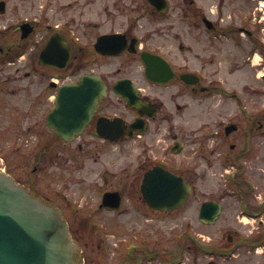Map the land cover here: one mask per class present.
Wrapping results in <instances>:
<instances>
[{"label": "flooded vegetation", "instance_id": "obj_1", "mask_svg": "<svg viewBox=\"0 0 264 264\" xmlns=\"http://www.w3.org/2000/svg\"><path fill=\"white\" fill-rule=\"evenodd\" d=\"M156 1L163 4L19 0L10 7V0H0V135L9 130L10 97L19 91L23 96L12 106L19 109L23 129L36 133L45 127L37 139L31 140L33 134L26 139L39 150L30 175L18 180L8 172L61 209L81 245L83 264H182L183 252L196 262L208 257L207 264H264V80L253 76L229 88L199 70H186L184 56L169 57L175 50L184 53L187 19L206 31L207 18L211 42L224 37L230 45L231 67L264 70V14L255 6L256 20L250 0L240 1L242 17H232L240 3L231 2L226 18L221 8L210 16L193 0L188 5L187 0ZM101 36L107 39L98 43ZM116 50L118 55L101 53ZM65 51L69 59L60 68ZM146 54L165 60L148 62L156 80L146 74ZM187 73L194 78L186 79ZM82 77L103 82L105 95L81 135L66 142L50 129L47 117L57 86ZM40 134L52 138L44 143ZM191 144L193 152L187 150ZM60 145L71 153L65 164L83 175L81 204L72 201L78 176L55 188L61 183L47 172V164L64 157L55 151ZM155 166L193 185L179 209L147 203L141 184ZM203 205L209 211L202 215ZM189 208L195 210L194 229L205 233L180 235L172 251L168 218Z\"/></svg>", "mask_w": 264, "mask_h": 264}, {"label": "water", "instance_id": "obj_2", "mask_svg": "<svg viewBox=\"0 0 264 264\" xmlns=\"http://www.w3.org/2000/svg\"><path fill=\"white\" fill-rule=\"evenodd\" d=\"M104 39L107 37L102 36L99 41ZM68 57L66 51L61 55L64 64ZM152 58L155 57H143L147 65ZM185 78L192 77L186 74ZM94 81L81 78L58 89L56 105L47 120L64 140L80 134L103 98V83ZM141 191L152 208L173 210L184 203L193 189L181 177L155 167L145 173ZM0 264H83L80 245L72 238L61 210L3 172H0Z\"/></svg>", "mask_w": 264, "mask_h": 264}, {"label": "rangeland", "instance_id": "obj_3", "mask_svg": "<svg viewBox=\"0 0 264 264\" xmlns=\"http://www.w3.org/2000/svg\"><path fill=\"white\" fill-rule=\"evenodd\" d=\"M19 0H10V7L13 5H17ZM195 6H200L203 8V10L210 16H214L213 10H218L221 8L222 14L224 18L227 17L229 14L228 10L230 9V4L234 0H225L222 4L219 0H193ZM238 1V0H235ZM239 0L238 2L240 3ZM251 1V7H255L256 2ZM44 4V0L42 2ZM188 5V0H187ZM241 6L242 2L237 5L235 4L234 8L230 12L232 17L235 15H238L239 17H242L243 14L241 12ZM250 7V9H251ZM259 7V6H258ZM256 8L251 9L250 13H253L252 16L256 17V20L259 19L258 11H255ZM264 11V8H263ZM228 20V19H226ZM186 34L184 39V46L185 50L184 53L178 52V50H175L173 54H170L169 57L173 56H184V62L186 64V70L197 72L198 70L204 75L206 79H219L220 82L226 84L225 86L229 88H233V86L239 85L240 81L243 79L252 78L253 76H260L264 70L261 69H254L251 67L249 70H243L242 66L239 67H231L230 65V57L228 54L230 45L227 43V39L222 37L220 41L211 42V34L207 33L204 29H201V31L196 30L191 26L189 23V20L187 19L186 23ZM213 40V39H212ZM122 61V60H121ZM259 61L258 59H255L254 63ZM11 85V84H10ZM18 83L15 86H11V88H16ZM22 88V86H20ZM18 88V87H17ZM23 92H18L15 96H11V111H10V122H9V130L5 132L4 134L0 135V166L5 167V169L12 174L15 175V177L18 180L27 178V175H30V170L32 168V165H36L37 157L39 156V150H34V144L30 146L29 141H26V139L31 137V140H34V138H38V134L40 133L39 130L43 131L45 128L44 125H42L38 130H35L34 133L32 131L23 129V118L20 115L19 109L16 110L15 107L12 106V102H20L19 100L22 98ZM192 113L189 116L193 115V110H191ZM197 114V110H196ZM192 124L191 127L195 126L196 123L195 120L191 121ZM40 138L42 142H47L48 140H51L52 136L50 135H41ZM163 146V145H162ZM187 146V150H191V147ZM52 150V149H51ZM62 152V159L59 160V162L56 159H53L49 164H47V172L49 175H51L52 178L58 179L57 181L61 184L56 183L55 188H58V186H63L67 178H69V182H72L70 179H78L76 176L79 177V186L80 188L75 191L74 199L72 201H77V203H82L84 201V182H83V175L82 173H74L78 171V169L75 167L74 164L72 166L70 164H65L68 162H64L65 157L71 158V153L68 152L66 148L63 146H58V148L55 149V151ZM160 150V149H159ZM54 152V150H52ZM191 152H193L191 150ZM69 153L68 155H66ZM155 156L158 157V154L155 153ZM173 160L178 159V156L171 157ZM160 160L159 157L156 159V161ZM43 166V165H42ZM81 171V170H79ZM74 173V174H73ZM74 175V176H72ZM33 178L37 176V174H31ZM49 182V180H47ZM82 192L81 195L77 198L76 195L80 191ZM69 191V190H68ZM66 204V203H65ZM185 218V219H182ZM196 221L195 218V210L193 208L189 209H181L179 212L171 214L168 218V224L170 228V242L169 247L170 250L175 251L177 250L178 243L181 240L180 235H183L185 233L191 234L194 237L198 238L197 236L199 234H204L205 231H196L194 229L193 223ZM191 223V225H187L186 223ZM201 243L202 239H198ZM190 242L187 241V244ZM202 256V255H201ZM184 259L182 260V264H207L209 258L202 256L199 259V262H196V260L193 259V254L190 255L188 252H183Z\"/></svg>", "mask_w": 264, "mask_h": 264}]
</instances>
